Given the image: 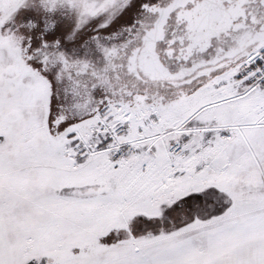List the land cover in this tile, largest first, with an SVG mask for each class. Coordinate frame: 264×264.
Wrapping results in <instances>:
<instances>
[{"label": "snow or ice", "instance_id": "snow-or-ice-1", "mask_svg": "<svg viewBox=\"0 0 264 264\" xmlns=\"http://www.w3.org/2000/svg\"><path fill=\"white\" fill-rule=\"evenodd\" d=\"M40 2L101 62L0 0V264H264V0Z\"/></svg>", "mask_w": 264, "mask_h": 264}, {"label": "flooded vegetation", "instance_id": "flooded-vegetation-1", "mask_svg": "<svg viewBox=\"0 0 264 264\" xmlns=\"http://www.w3.org/2000/svg\"><path fill=\"white\" fill-rule=\"evenodd\" d=\"M15 19L17 22H25L22 32L31 36L34 41H58L59 48L69 56H87L98 63L101 62L100 53L92 39L99 18H94L89 24L77 28L78 13L67 3L47 10L40 0H27V4L15 13ZM29 20L34 21V24L28 26L26 22ZM121 25L122 18L115 19L112 22V30L115 31Z\"/></svg>", "mask_w": 264, "mask_h": 264}]
</instances>
